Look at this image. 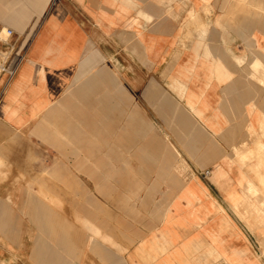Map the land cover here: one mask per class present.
<instances>
[{"label": "crops", "instance_id": "crops-1", "mask_svg": "<svg viewBox=\"0 0 264 264\" xmlns=\"http://www.w3.org/2000/svg\"><path fill=\"white\" fill-rule=\"evenodd\" d=\"M92 261L264 264V0H0V264Z\"/></svg>", "mask_w": 264, "mask_h": 264}, {"label": "rangeland", "instance_id": "rangeland-1", "mask_svg": "<svg viewBox=\"0 0 264 264\" xmlns=\"http://www.w3.org/2000/svg\"><path fill=\"white\" fill-rule=\"evenodd\" d=\"M5 34L8 35L6 31ZM49 162H50V158L47 155H45L44 152L41 153L40 151H37L33 157L31 155L30 157H28L26 168L24 172L20 174V178L24 182H27V187H28L27 192L29 197L30 196L37 197L39 200L43 201V204L48 205L49 207L52 198L59 199L60 201L59 205L57 207L55 206V210H54L55 212L54 214L57 215L59 220L54 222V228L58 229L60 233L76 234L74 238H68V242L71 243L70 249L72 251H75V249L77 250L78 247L83 246L82 244L83 239L81 236L78 237L77 234L89 233V229L86 226L85 222L75 212V210L72 207L71 208L68 207V205L66 204L67 191L62 188L59 189L50 188V179H49L50 173L46 170L47 164ZM38 170L40 172L37 173ZM18 181L19 179H16V182L12 183V187H16L17 185H19ZM28 218H31V216L28 215ZM28 224H30V228L33 233H40L36 221L34 219H32L31 222ZM48 225L50 226L51 223L49 222ZM53 240H54L53 245L57 246L55 244V238ZM96 240L98 241V238H96ZM71 247H74V249H72ZM70 249L68 251L61 250V254L65 256L69 255L68 253H70ZM92 256L94 255L92 254ZM93 263L94 261H92V264Z\"/></svg>", "mask_w": 264, "mask_h": 264}, {"label": "built area", "instance_id": "built-area-1", "mask_svg": "<svg viewBox=\"0 0 264 264\" xmlns=\"http://www.w3.org/2000/svg\"><path fill=\"white\" fill-rule=\"evenodd\" d=\"M7 33H8V35L11 36L13 34V31L12 30H9V31H7ZM14 74H15V72H10V74H9L10 75V78H12L14 76ZM209 175H210V172H208V171L205 172V174H204L205 177H208Z\"/></svg>", "mask_w": 264, "mask_h": 264}]
</instances>
